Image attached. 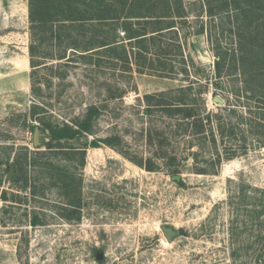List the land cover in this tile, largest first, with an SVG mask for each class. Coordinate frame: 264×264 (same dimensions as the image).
<instances>
[{"label":"rangeland","instance_id":"rangeland-1","mask_svg":"<svg viewBox=\"0 0 264 264\" xmlns=\"http://www.w3.org/2000/svg\"><path fill=\"white\" fill-rule=\"evenodd\" d=\"M76 3L52 37L0 0V264H261L264 0Z\"/></svg>","mask_w":264,"mask_h":264},{"label":"trees","instance_id":"trees-1","mask_svg":"<svg viewBox=\"0 0 264 264\" xmlns=\"http://www.w3.org/2000/svg\"><path fill=\"white\" fill-rule=\"evenodd\" d=\"M102 12L105 11V8H101ZM80 9L76 3V0H30V18L34 26H39L43 30L50 29L52 32V37L54 33L58 32V29L61 28H72L76 22H79L83 17L80 15ZM103 18V17H100ZM55 22H60L61 24L59 27H54ZM162 28H158L157 31H161ZM129 32V38H138V42L141 43L143 36L146 34L145 32H139L132 29L128 30ZM103 46H108L107 48L113 46L112 43H108L107 41L103 42ZM31 51L34 50L33 45L30 46ZM85 55V54H82ZM33 57V53H32ZM54 56H44L45 59L53 58ZM66 57V55L60 54L57 59H62ZM126 58L129 59V55L126 54ZM32 63L35 66L46 64V61H33ZM46 66V65H45ZM154 96V95H152ZM151 96V97H152ZM160 103H156L158 106H162L163 108H173L170 107V103H164V100H160ZM177 109L175 111H182V106H176ZM170 110V109H168ZM186 116H192V112L187 111ZM99 113V108L97 107H90L85 116L82 119H77L75 121L74 125H68L65 124L64 126L60 125H52L48 124L47 127H44L45 130H50L51 132V140L45 142L47 147L53 148L58 145L57 142L62 140L63 138H73L78 134H81L83 132H90L92 130V120L94 118L95 114ZM77 126V128H75ZM48 128V129H46ZM33 130H35V126H33ZM60 144V143H59ZM93 144H97V141H94ZM83 151V155L85 154V150ZM151 168V167H150ZM36 222V221H34ZM262 253L260 255V258H264V238H262V246H261ZM261 264H264V261L261 262Z\"/></svg>","mask_w":264,"mask_h":264},{"label":"water","instance_id":"water-1","mask_svg":"<svg viewBox=\"0 0 264 264\" xmlns=\"http://www.w3.org/2000/svg\"><path fill=\"white\" fill-rule=\"evenodd\" d=\"M40 137H41L40 128L36 127L35 128V138H34L36 146H39L41 144ZM14 168H15V164L13 163L10 166L9 175H12L14 173ZM181 178H182L181 175H174V179L177 181L181 180ZM163 232H164L165 236L167 237L168 241H171L176 235H178L180 233L179 230L174 229L171 226H163ZM97 257H98V259H101L102 257H104V254L99 253L97 255Z\"/></svg>","mask_w":264,"mask_h":264}]
</instances>
